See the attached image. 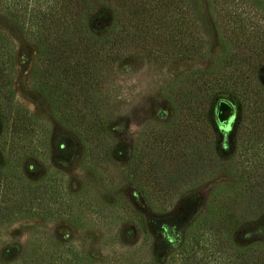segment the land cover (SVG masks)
Listing matches in <instances>:
<instances>
[{
    "label": "trees",
    "instance_id": "trees-1",
    "mask_svg": "<svg viewBox=\"0 0 264 264\" xmlns=\"http://www.w3.org/2000/svg\"><path fill=\"white\" fill-rule=\"evenodd\" d=\"M201 4V0L4 1L3 14L21 19L27 38L35 45L29 83L48 102L53 117L81 144L84 166L91 167L104 157L100 163L106 170L113 148L105 139L111 130L113 99L101 90L106 70L121 63L130 48L153 62L201 55L200 22L205 11ZM203 4L215 28L229 31L230 36L241 35L233 48L228 46L230 38L224 41L227 46L217 53L218 68L193 70L187 78L166 86L175 118L188 120L187 141L184 146L166 145L158 138L133 156L129 169L135 181L144 182L140 189L146 199L163 197L159 206H169L170 194L184 178L211 174L223 166L243 170L241 163H234L232 153L220 154L215 131L209 133L215 97L231 101L239 117L245 108L241 118L247 125L235 127V147L243 152L264 151V0H205ZM13 65L12 43L0 31V226L20 217L54 218L74 211L52 179L30 178L20 168L25 157L41 159L47 150L62 153L67 149L59 134L45 141L40 124L15 102ZM229 189L214 187L203 213L186 225L187 231L196 229L197 233H191V244L178 264L205 263H201L204 248L199 243L205 234L208 255L215 262L234 254L238 264H264V242L239 249L230 238L242 220L261 213L264 199L254 195L264 189L250 186L247 198L239 204L219 198L229 195ZM145 225L144 229L154 230L150 223ZM31 263L82 264L73 251L50 252Z\"/></svg>",
    "mask_w": 264,
    "mask_h": 264
},
{
    "label": "rangeland",
    "instance_id": "rangeland-1",
    "mask_svg": "<svg viewBox=\"0 0 264 264\" xmlns=\"http://www.w3.org/2000/svg\"><path fill=\"white\" fill-rule=\"evenodd\" d=\"M4 1L7 0H0V31L12 43L14 100L40 124L45 141L59 134L67 149L62 153L47 150L41 159L25 157L20 168L30 178L52 179L74 211L70 216L60 213L54 218L20 217L0 226V264H32L50 252L65 255L69 251L82 264H178L191 244V233H197L196 229L187 231L185 227L203 213L214 187H230L231 193L219 198L235 200L237 204L247 198L250 186L264 189V151L243 152L235 147V127L247 125L246 119L241 118L245 108L239 117L236 106L222 96L213 101L209 133L215 131L220 154L232 153L234 163L244 167L242 171L223 166L211 174L184 178L170 194L168 207L158 205L163 197L146 199L140 189L144 182L139 178L135 181L129 173L131 159L142 153L143 146L156 143L158 138L167 141L166 145L184 146L187 141L184 131L188 120L184 116L175 118L176 110L167 98L166 86L187 78L193 70L218 68L217 53L227 46L224 41L230 38L228 46L233 48L234 40H239L241 34L230 36L229 31L214 27L211 13L203 4L205 0H201V9H205L200 22L201 55L153 62L130 48L121 63H113L106 70L101 90L113 98L111 130L105 137L113 148L106 170L100 163L104 157L91 167L84 166L82 147L75 135L53 117L48 102L31 87L29 73L35 60V45L27 38L21 19L12 20L3 14ZM224 102L227 104L223 111ZM254 197L264 199V190ZM145 223L154 230L144 229ZM230 238L239 249L264 242V208L258 216L242 220ZM199 243L204 248L201 263L238 264L234 254L215 262L208 255L206 234ZM200 255L197 253L196 257Z\"/></svg>",
    "mask_w": 264,
    "mask_h": 264
},
{
    "label": "water",
    "instance_id": "water-1",
    "mask_svg": "<svg viewBox=\"0 0 264 264\" xmlns=\"http://www.w3.org/2000/svg\"><path fill=\"white\" fill-rule=\"evenodd\" d=\"M222 110L224 111V109L226 108V105H224L223 103H222Z\"/></svg>",
    "mask_w": 264,
    "mask_h": 264
}]
</instances>
